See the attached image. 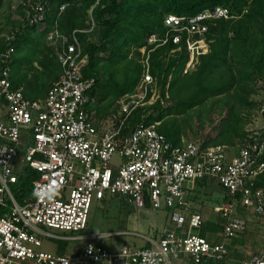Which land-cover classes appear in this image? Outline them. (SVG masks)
Segmentation results:
<instances>
[{"label": "built area", "instance_id": "1", "mask_svg": "<svg viewBox=\"0 0 264 264\" xmlns=\"http://www.w3.org/2000/svg\"><path fill=\"white\" fill-rule=\"evenodd\" d=\"M48 8V0H29V25L46 31ZM221 18L234 16L224 7L195 16L168 15L166 34L148 38L154 47L145 59L140 84L119 101L117 111L103 117L102 101L92 94L96 77L83 73L88 58L83 57L78 38L79 32L93 33V19L89 28L72 34L62 32L57 19L46 32L45 41L62 72L43 99L29 98L23 87L15 88L13 48L1 54L0 264H173L181 259L190 264H225L228 243L249 227L239 207L264 220V99L256 109L259 121L249 118L244 138L235 144L205 146L186 138L174 144L158 131L160 122L148 124L145 115L149 107H166L171 96L170 84L162 87L151 71L150 52L172 41L178 47L169 52V59L183 49L185 32L187 74L210 51L206 21ZM17 31L3 36L11 41ZM140 109L143 119L132 122ZM115 155L121 159L118 165L112 163ZM29 175L31 193L21 194L19 200L16 190L21 191V178ZM205 180L217 182L229 196L217 208L223 226L219 241L194 233L202 228L204 217L189 199ZM108 195L122 196L139 208L149 201L156 209L166 207L168 225L157 237L147 238L145 246L111 251L100 243L105 234L86 232L94 200L103 201ZM40 226L76 234L55 236ZM44 236L82 245L68 255L55 254L41 249ZM250 264H264V248Z\"/></svg>", "mask_w": 264, "mask_h": 264}, {"label": "trees", "instance_id": "2", "mask_svg": "<svg viewBox=\"0 0 264 264\" xmlns=\"http://www.w3.org/2000/svg\"><path fill=\"white\" fill-rule=\"evenodd\" d=\"M7 1L0 0V11ZM28 1L23 0L16 8L19 18L10 20V30H18L15 38L8 41L6 37L0 36V57L9 47L13 48L10 66L15 88H22V81L26 78L22 73L25 61L30 63L29 69L34 68L35 58H38L42 67L53 63L48 55L39 54V45L28 48L35 53L32 60L22 59L23 54L20 59L17 56L18 49L24 51L25 45H33L37 39L35 34L40 32L39 28L27 22ZM48 1V28L39 33L41 40L43 36L45 40L46 32L57 19L60 30L68 34L76 29L89 28L92 19L96 22L93 33L79 32L78 38L82 42L83 57L88 58L83 73L86 77H96L92 94L102 101L99 108L102 117L117 111L122 97L134 92L140 84L145 59L149 50L154 47L148 43V38L153 34H166L169 30L165 24L168 15L195 16L206 10L215 11L218 7L228 8L234 18L206 21L209 25L207 37L210 51L199 57L195 70L187 74L183 72L189 59L185 32L182 33L183 49L169 59V52L178 47L172 41L150 52L151 71L159 78L162 87L170 84V98L175 101V105L168 108L149 107L148 110L153 112L146 111L145 115L148 124L160 122L158 131L174 144H179L182 137L188 134L187 130L191 129L189 121L193 113H197L196 117L202 124L203 115L209 116L212 123L215 108L218 107L221 120L214 130L217 134L202 144H235L244 138L251 110H256L259 106V101L254 96L264 90V0ZM63 5L65 9L61 11ZM99 30V39H93V35ZM47 45L52 50L48 43ZM143 47H146L145 52L141 51ZM55 59L57 60L56 57ZM19 62V71L16 72L15 66ZM24 92L26 94L25 90ZM26 96L29 97L27 94ZM211 99L212 103L209 104ZM115 103L117 106L114 105L111 109ZM246 109L250 111L244 113ZM142 113V109L138 110L131 121L140 122L143 119ZM31 183V175L21 178V191L17 189L15 193L19 200L21 194L31 193ZM199 184L209 183L205 180ZM223 201H229L227 194ZM202 227L203 230L223 231L222 224L206 221L205 218Z\"/></svg>", "mask_w": 264, "mask_h": 264}, {"label": "rangeland", "instance_id": "3", "mask_svg": "<svg viewBox=\"0 0 264 264\" xmlns=\"http://www.w3.org/2000/svg\"><path fill=\"white\" fill-rule=\"evenodd\" d=\"M22 1L23 0H8L7 3L1 9L0 36H3L7 31L12 28V24L10 23V16L11 14H13V12L10 11V9H12L11 3L15 6L13 7L15 10V8H18L22 4ZM99 36L100 30L96 32L95 35H93V39L98 40ZM39 39L41 38L39 37ZM21 54V48H19L17 52V56H19V59L20 56H22ZM23 56L22 59L24 58L32 60L35 57V53L34 51H30L27 49L25 53L23 52ZM19 65L20 62L17 63L15 66L16 72L19 71ZM54 67L55 65H47L41 67V72L36 71V73L32 74L29 79H23L22 82L24 84V87L27 88V91L32 93L31 95H44L45 91L49 86L50 80L55 78L57 72H60V69H54ZM254 97L257 101L263 100L264 90H261L259 94ZM208 103H212V99L209 100ZM114 105L117 106V103L113 104L110 108L112 109ZM174 105L175 101L170 98L168 100V105L166 107L161 108H168ZM147 111L151 113L153 112L151 110ZM219 111L220 110L218 109V107L215 108V113L213 114L214 121L212 123L209 116L203 115L202 119H204V124H202V122L196 117L197 113H193L194 115L189 121L191 129L187 130L188 134L184 136V138L197 140L199 142H204L211 138L215 132V128L219 126V122L221 120ZM249 111L250 109H246L244 113H248ZM251 112L252 114L249 116V118L252 117V119H256V121H259L256 110H251ZM155 114L157 115L158 113L156 112ZM182 117L183 115L179 118ZM120 162V157L118 155H115L112 160L113 165H118L120 164ZM12 187L15 188L16 185H12ZM221 189L223 188L217 182H209L207 186H200V188L196 189L195 193L192 194L189 199L190 203L192 204V208L196 211H200V213L204 215V218H207L209 216H214L218 218L219 214L217 208L221 207L223 204L224 193ZM169 212L170 210L166 207L160 209L154 208L150 201L147 207L139 208L134 203L128 202L122 196L108 195L103 201L94 200L89 219V226L86 232H99L105 234L106 237H103L100 243L111 251H118L121 247L125 245L133 248L142 247L147 244V238L157 237L162 233L164 228L168 225ZM40 227L46 232H49L53 235L55 234V236L58 235L62 237H67L76 234L72 231H62L46 226ZM202 228L194 229V233L204 234L206 230H203ZM111 233L113 234L108 235ZM241 242L242 241H240L239 243ZM231 243L232 242H229L227 247L229 250L232 251L233 248L231 246ZM81 245V242L77 240H68L61 237L44 236L43 246L41 249L55 254L68 255L77 246ZM173 264L190 263L186 259H181L174 260Z\"/></svg>", "mask_w": 264, "mask_h": 264}, {"label": "crops", "instance_id": "4", "mask_svg": "<svg viewBox=\"0 0 264 264\" xmlns=\"http://www.w3.org/2000/svg\"><path fill=\"white\" fill-rule=\"evenodd\" d=\"M11 6H12V9H10V11L13 12V14H11L10 19L14 20L16 18H19V14L17 12V9L15 8V10H14L13 7H15V6L12 5V3H11ZM38 30L40 32H42V30H40V29H38ZM39 33L37 32L35 34V36L37 38L34 41L35 44L33 43V45H30V44H32V43H30L29 45L28 44L25 45V48H24L25 50L21 51V53L22 54H23V52L25 53V51L28 48L30 49V46L39 45V54L43 53L44 55H46V56L48 55L50 58H52L53 60L50 59V62H53V63L50 64V66L55 65L54 69H56V68L60 69V72H57L55 78L50 80L49 86H48L47 90L45 91L44 95L41 94L42 96L41 95H38V96L31 95L32 93L27 91V88H25L24 84H22L21 87L24 88V90L26 91V94L29 95L30 98H34V99H43V98H45L47 96V93H48L51 85L53 84L54 81L59 79V77L61 75V72H62V68H61L59 62L55 59V55L53 54L52 50L49 48V46L45 42L44 36H43L42 40L39 39ZM37 54H38V49H37ZM34 60H35L34 64H33L34 68L29 69L31 65L27 61H25V64L22 67V73L24 74V77H26L27 79H29V77L32 74L36 73V71H38V72L42 71L41 70L42 65H41L40 61L38 60V58H35ZM36 97H39V98H36ZM216 134L217 133L215 132L213 134V136H215ZM183 139H184V137H182V140ZM200 186H203V185L198 183V185L195 188V190L200 188ZM204 186H207V185L204 184ZM195 190L193 191L192 194L195 193ZM221 190L224 193L223 194V200H224V198L226 196V192H225L224 189H221ZM238 211L240 212V214L242 216L248 217L249 227L247 229V232L244 233L241 237L230 241V242H232L231 246H232L233 249H232V251L228 249L229 250V254H228V259L225 262V264H249V262L251 261L253 256L256 255V254L261 253V251L264 248V220L258 218L254 214V212L252 210H248V212H247V210L239 208ZM198 212H200V211H198ZM251 214H252L253 217L251 216ZM203 217H204V215H203ZM205 220L209 221V222L217 223L219 225L222 224V219H221L220 216H218V218H216L214 216L213 217L209 216V217L205 218ZM202 235L208 237L212 241H219L220 238H221V236H220L221 235V231H214V229H212V230L211 229H207L205 231V233L202 234ZM240 241H242V242L239 243Z\"/></svg>", "mask_w": 264, "mask_h": 264}]
</instances>
